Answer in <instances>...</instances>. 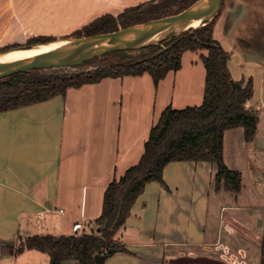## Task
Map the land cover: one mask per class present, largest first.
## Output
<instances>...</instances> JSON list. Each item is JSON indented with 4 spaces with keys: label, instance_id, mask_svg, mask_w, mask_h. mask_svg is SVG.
Wrapping results in <instances>:
<instances>
[{
    "label": "crops",
    "instance_id": "0c3cea01",
    "mask_svg": "<svg viewBox=\"0 0 264 264\" xmlns=\"http://www.w3.org/2000/svg\"><path fill=\"white\" fill-rule=\"evenodd\" d=\"M147 1L150 0H82L81 3L78 0H0V48L15 41L25 43L39 35L62 40L103 14L117 15ZM229 1H224L219 17L233 47L243 55L250 50L264 57V0H236L240 2L236 12ZM220 24L214 28L218 41L221 38L215 33ZM190 52L194 51L183 55L182 67L177 70L179 85L172 86L166 97L178 92L180 96H195L199 101L204 98L200 90L203 84L195 85L193 80L197 74L193 70L183 78L180 74L186 56L193 54ZM189 57L193 62L194 57ZM261 61L256 62L264 65ZM245 76L240 74L235 80ZM169 78L168 74L159 84L154 82L155 102ZM261 89L262 93L264 82ZM67 97L68 91L66 96L57 95L0 113V264H5L4 260L7 264L13 261L16 264L19 258L23 264H49L50 256L43 251L39 254L40 250L25 249L18 253L20 238L89 233L102 215L106 187L117 178L115 174L124 160V155H120L119 133L114 136L116 143L109 157L97 145L95 138L98 137L89 139L90 151H83V155L74 154L85 148L81 145L68 146V153L65 145ZM120 103L115 100L113 108ZM246 107L259 116L254 140H246L242 126L227 129L223 138L227 165L243 175L240 193L223 188L216 190L217 166L210 161H172L163 172L168 188L158 181L149 183L117 234L118 242L128 251L108 256L105 264H167L168 260L181 257H211L216 253L212 249H224L227 242L229 245V241L237 238L255 242L253 246L261 253L263 232L249 229L250 224L242 226L238 218L243 213L250 214V210L262 212L264 217V103L254 94ZM157 113L155 109L150 112L153 116ZM84 175L91 179H82ZM234 229L241 232L235 234ZM216 260L227 264L222 256ZM62 264L80 263L73 259Z\"/></svg>",
    "mask_w": 264,
    "mask_h": 264
},
{
    "label": "trees",
    "instance_id": "16d2710c",
    "mask_svg": "<svg viewBox=\"0 0 264 264\" xmlns=\"http://www.w3.org/2000/svg\"><path fill=\"white\" fill-rule=\"evenodd\" d=\"M196 1L150 0L133 5L117 15L103 14L71 36L114 32L151 19L181 13ZM224 7L225 5L219 15ZM219 15L197 30L187 31L162 43L127 50L129 53L118 50L85 62V65H92L90 69H33L0 78L1 113L47 101L57 95L66 96L69 88L100 83L105 78L148 73L155 84H159L170 71L182 67L186 52L206 51L201 53L207 74L203 103L182 109L172 106L165 108L151 130L138 163L128 167L106 187L102 215L95 220V227L89 233L37 234L20 238L16 249L18 253L25 249L43 251L50 256L49 264H62L65 260L73 259L80 264H96L97 254L106 255L110 249H116L117 252L128 251L127 247L118 242L117 234L126 224L133 206L149 183L158 181L168 188L163 172L172 161H210L217 166L216 190L223 188L240 193L243 175L240 171L231 169L224 159V133L227 129L242 126L246 140L252 141L257 134L259 116L246 107V103L255 94L253 79L235 80L232 77L228 68L230 53L214 37V27ZM52 40H56V37L33 36L26 45ZM15 46L19 44L2 47L0 50ZM216 264L223 263L216 261ZM260 264H264V232Z\"/></svg>",
    "mask_w": 264,
    "mask_h": 264
},
{
    "label": "rangeland",
    "instance_id": "374dc122",
    "mask_svg": "<svg viewBox=\"0 0 264 264\" xmlns=\"http://www.w3.org/2000/svg\"><path fill=\"white\" fill-rule=\"evenodd\" d=\"M78 1L81 3L82 0ZM237 2L236 0H230L228 2L233 4L235 12L240 6H237ZM235 18L236 14L234 15V19ZM217 22L218 23L216 24L219 25L220 17ZM75 31H71L69 34L64 36L63 39L75 38L76 36H71ZM215 34L221 38L220 43L222 46L230 52L231 58L228 61V68L232 74V77L235 79V76L238 77L240 74L246 75L245 78L242 77L245 80H248L250 77H252L256 92L255 98H260L264 103V91L261 93V88L264 82V65L262 63H258L261 61V59L264 62V57H260V55L256 53L253 54L250 50H247L245 52L246 54L244 55L243 53L239 52V50L237 51L233 47V41L230 35L225 31L222 24L216 28ZM56 39L59 38L56 37ZM14 44L26 45V42L22 43L20 41H15L10 45ZM2 47L6 46L2 45ZM126 53L129 52L127 51ZM190 53L193 54H188L186 56L187 59L184 64V69L180 71V74L183 78V76H187V73L193 70L194 73L197 74V77H193L195 85L198 83L203 84V86L200 87V90L203 92L204 97L206 82L205 64L202 57L200 56L201 52ZM189 55L194 57L193 62L195 63L191 61ZM244 57H247L248 59H244ZM252 58H254V61ZM245 60L247 63L244 62ZM61 68L65 71H79L90 69L92 68V65L84 64L78 67ZM176 71H171L169 73L170 78L165 84L164 89L162 88L159 95L160 99L157 102H155L153 99L155 84L151 75L148 73L144 75L118 77L116 79L107 78L101 81V83L88 84L81 89L74 87L70 88L68 90V97L66 100L68 112L66 120L67 125L65 127V145H67L66 149H69L68 146H76L75 148H77V146L79 147L80 145L85 146V148L77 150L74 153L76 156L83 155L84 152L86 153V151H90L91 147L88 146L89 139L92 137H98L97 139L95 138L97 145L104 148V150L108 153L107 156L109 157L111 154H113L112 148L116 143L114 136L119 133L120 155H124V160L121 163L120 170L115 174V177H120L128 167L138 163L139 158L145 150V143L150 136L151 130L154 124L158 121L160 112L164 110L163 108L165 106H170L173 103L174 107L182 109L188 105L194 106L203 103L204 98L200 99L199 101L195 96H180L178 92L175 94V90L173 91L175 96L166 97V93H169L172 86L174 88L176 83L177 85L180 83V78H178L179 71ZM141 95H143V98H141ZM115 100L121 101V103L116 108H113V103ZM164 103L166 105H164ZM154 109L158 113L153 116L150 114V112ZM92 143L95 144L94 142ZM69 152L70 149L68 150V153ZM66 157L67 154L64 153V159ZM81 178L86 180L87 178L91 179V176L84 175L81 176ZM249 213L250 214L243 213L241 217H238L241 218L240 224L242 226H247V224H250L251 226H249V229L251 228L256 229L258 232H264L263 213L253 210H250ZM234 231L235 234L241 232H236V229H234ZM247 239L248 238L245 240L240 238L232 239L229 241V245L228 242L225 244L226 248H215V250L212 249L211 251H215L216 253L212 254L211 257H181L176 258L171 262L168 260L166 263L216 264V261H219L216 259L222 256L227 260V264H258V259H260V250L259 248H255L253 246L255 242H250V240L247 241ZM39 254H41V251ZM214 257H216V259H214ZM4 263L7 264L8 261L4 260ZM222 263L226 264L225 261ZM16 264H23V261H20L19 258L17 259Z\"/></svg>",
    "mask_w": 264,
    "mask_h": 264
},
{
    "label": "water",
    "instance_id": "95a60500",
    "mask_svg": "<svg viewBox=\"0 0 264 264\" xmlns=\"http://www.w3.org/2000/svg\"><path fill=\"white\" fill-rule=\"evenodd\" d=\"M223 4L224 0H197L181 13L151 19V21L120 28L114 32L62 40L56 39L48 43H34L2 49L0 54L15 50H31L53 42H61L56 47L33 54L30 57L10 61L0 60V78L33 69L48 70L50 68L81 66L87 61L101 58V56L111 52H118V50H135L152 46V44H159L187 31H194L203 27L219 15ZM195 22H200V26H193ZM116 252V249H110L106 255L97 254L95 256L96 264H105L107 257Z\"/></svg>",
    "mask_w": 264,
    "mask_h": 264
},
{
    "label": "bare ground",
    "instance_id": "6f19581e",
    "mask_svg": "<svg viewBox=\"0 0 264 264\" xmlns=\"http://www.w3.org/2000/svg\"><path fill=\"white\" fill-rule=\"evenodd\" d=\"M193 26H196V27L200 26V22H195ZM60 44L61 42H53V43H50L49 45H42L38 48H32L31 50H15L12 52L0 54V60L10 61V60H15L19 58L30 57L33 54H38L40 52L47 51Z\"/></svg>",
    "mask_w": 264,
    "mask_h": 264
}]
</instances>
